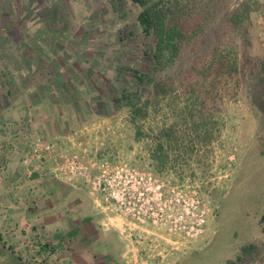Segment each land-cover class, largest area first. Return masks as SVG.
<instances>
[{"label":"rangeland","instance_id":"rangeland-1","mask_svg":"<svg viewBox=\"0 0 264 264\" xmlns=\"http://www.w3.org/2000/svg\"><path fill=\"white\" fill-rule=\"evenodd\" d=\"M2 1L8 4L7 0ZM188 2L195 3L196 9H209V22L164 71L153 70L150 65L148 54L154 39L142 35L136 21L140 8L130 0L117 6L111 0H34V5L43 6L34 10L56 14L64 7L63 14L70 20L48 22V27L58 38L73 35L76 39L80 52L75 51L66 60L69 72L73 71L78 84L92 81V94L102 100V105L95 106L97 112L108 118L104 130L127 133L121 146L132 144L138 124L129 120L128 105L120 102L115 107L113 97L125 90L132 101L139 98L143 102L150 88V84L137 85L131 69L146 72L155 81L172 82V93L151 101L147 117L139 122L143 146L149 152L156 142H162L168 153L165 162L154 168L149 165L150 153L146 160L140 162L136 158L133 162L121 152L114 154L113 147L102 152L159 174L166 192L193 187L208 209L203 234L188 240L170 235L159 226L121 218L97 205L96 191L77 185L79 182L71 184L85 189L92 197L102 215L100 227L114 229L121 236L130 264H228L248 244L257 246L255 252L235 264H264V85L260 81L264 78V0ZM237 12L242 17L234 24L232 15ZM3 15H10V8ZM45 27L41 25L36 32L46 31ZM29 32L25 25L15 23L9 34L26 42ZM8 49L9 45L1 41L0 51ZM214 52L227 55L236 68L232 78H220L212 88L209 81L196 74L212 62ZM72 61L76 62V69L71 66ZM25 84L26 77L20 76L18 87L22 89ZM79 90L84 93L81 87ZM167 133L171 139H166ZM155 135L160 139L155 140ZM68 193L76 198L74 192ZM71 209L84 210V205ZM91 247L94 252L101 251L97 244Z\"/></svg>","mask_w":264,"mask_h":264},{"label":"crops","instance_id":"crops-1","mask_svg":"<svg viewBox=\"0 0 264 264\" xmlns=\"http://www.w3.org/2000/svg\"><path fill=\"white\" fill-rule=\"evenodd\" d=\"M7 1L0 0V42L9 45L0 51V264H130L123 239L116 230L100 227L102 215L85 189L55 180L49 170L44 171L47 167L27 176L20 161L39 133L69 150L79 138L90 150L113 147L114 154L121 152L133 162L146 160L150 153L149 165L157 168L153 148L148 152L143 137L136 140L134 132L132 144L121 146L126 132L104 130L108 118L97 112L95 106L102 100L92 94V81L79 85L66 64L75 51L80 52L76 39L73 35L58 38L48 27V22L70 20L63 14L64 7L56 14L43 13L39 10L43 6L34 5V0ZM15 23L30 29L26 42L10 36ZM41 25H46V31L37 33ZM20 76L26 77L22 89ZM78 205H84V210L71 209ZM92 244L101 251L94 252Z\"/></svg>","mask_w":264,"mask_h":264},{"label":"built area","instance_id":"built-area-1","mask_svg":"<svg viewBox=\"0 0 264 264\" xmlns=\"http://www.w3.org/2000/svg\"><path fill=\"white\" fill-rule=\"evenodd\" d=\"M23 174L46 168L63 183L82 182L99 195L97 205L138 224L163 228L188 240L205 230L208 209L193 187L165 191L159 174L146 172L124 159L90 150L82 138L72 149L44 133L35 135L20 161Z\"/></svg>","mask_w":264,"mask_h":264},{"label":"trees","instance_id":"trees-1","mask_svg":"<svg viewBox=\"0 0 264 264\" xmlns=\"http://www.w3.org/2000/svg\"><path fill=\"white\" fill-rule=\"evenodd\" d=\"M124 0H111L112 5L123 3ZM140 9L136 15L138 27L144 37H153L154 43L149 51V61L153 70L164 71L172 66L179 58L182 49L194 41L204 27L209 22L210 10L206 8H198L195 3L188 0H130ZM202 9V10H201ZM204 15L200 16V14ZM240 13L232 15V21H241ZM214 67L212 72L211 68ZM236 66L234 62H229L227 55L220 52H214L212 62L207 67H202L197 71V78L203 81H209L212 88L216 85L220 78H232ZM264 70V66H262ZM132 78L137 85L150 84L148 96L141 102L139 98L132 101L127 91H122L120 96H114V106L117 107L120 102L128 105L129 120L138 124L134 130V138L138 140L143 133L139 122L147 117V109L150 102H157L159 98L170 95L173 91L172 82L155 81L146 72L137 69H131ZM264 74V73H263ZM264 85V78L260 79ZM135 94V92H134ZM137 94V93H136ZM135 94V96H136ZM137 97V96H136ZM171 134H166V139H171ZM155 140L160 139L159 135L152 136ZM159 162L163 164L168 153L163 148L162 142H156L151 154ZM264 220V216L262 217ZM257 246L255 244L243 245L237 252L235 259L229 261L228 264L241 263L245 258L253 254ZM250 264V263H247Z\"/></svg>","mask_w":264,"mask_h":264}]
</instances>
